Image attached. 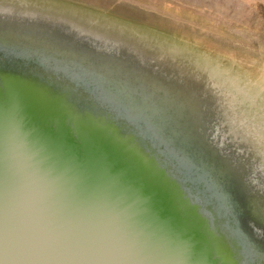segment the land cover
Instances as JSON below:
<instances>
[{"label": "water", "instance_id": "95a60500", "mask_svg": "<svg viewBox=\"0 0 264 264\" xmlns=\"http://www.w3.org/2000/svg\"><path fill=\"white\" fill-rule=\"evenodd\" d=\"M108 37L0 8V264H264L256 137Z\"/></svg>", "mask_w": 264, "mask_h": 264}, {"label": "rangeland", "instance_id": "374dc122", "mask_svg": "<svg viewBox=\"0 0 264 264\" xmlns=\"http://www.w3.org/2000/svg\"><path fill=\"white\" fill-rule=\"evenodd\" d=\"M0 8L66 18L198 76L225 97L223 135L248 133L264 150V0H0Z\"/></svg>", "mask_w": 264, "mask_h": 264}]
</instances>
